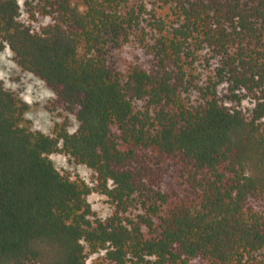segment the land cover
Masks as SVG:
<instances>
[{
  "label": "trees",
  "instance_id": "1",
  "mask_svg": "<svg viewBox=\"0 0 264 264\" xmlns=\"http://www.w3.org/2000/svg\"><path fill=\"white\" fill-rule=\"evenodd\" d=\"M4 47L76 130L0 81V264H264V0H0Z\"/></svg>",
  "mask_w": 264,
  "mask_h": 264
},
{
  "label": "rangeland",
  "instance_id": "2",
  "mask_svg": "<svg viewBox=\"0 0 264 264\" xmlns=\"http://www.w3.org/2000/svg\"><path fill=\"white\" fill-rule=\"evenodd\" d=\"M18 1L22 2L23 0ZM35 6L36 4L33 5V7ZM0 81L6 90L14 93L27 105L25 120L28 122L30 130L51 136L54 125L60 123L64 118L67 119L70 133L76 130V121L72 116H65L58 110L54 112L48 110L53 98L52 92L33 75L21 71L7 47L0 49ZM50 158L60 172L69 173L72 177L84 178L88 181L92 179L89 170L75 165L67 156L59 153L51 155ZM88 201L99 217L107 216L108 209L104 197L92 194L88 197Z\"/></svg>",
  "mask_w": 264,
  "mask_h": 264
}]
</instances>
